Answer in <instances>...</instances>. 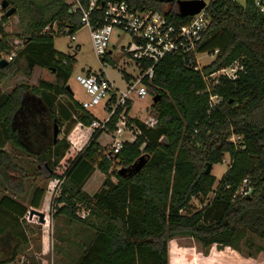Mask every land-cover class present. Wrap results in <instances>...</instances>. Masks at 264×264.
Masks as SVG:
<instances>
[{"label":"trees","instance_id":"obj_1","mask_svg":"<svg viewBox=\"0 0 264 264\" xmlns=\"http://www.w3.org/2000/svg\"><path fill=\"white\" fill-rule=\"evenodd\" d=\"M7 1L15 7V0ZM109 1L162 11L173 23L189 20L179 16L175 4L158 0L98 3ZM82 2L88 6L90 0ZM28 9L31 21L25 30L24 48L0 67V83L19 73L29 77L36 68L55 70L57 81L40 80L37 86L23 83L10 93L0 87V169L11 165L4 150L10 143L35 157L44 166L46 178L62 181L61 195L52 208L70 224L80 223L94 231L76 264H169V242L176 237L196 239L205 249L237 248L249 233L264 242V13L256 0H213L207 9L212 22L199 53H219L204 71L210 74L235 61L243 66L235 81L222 78L214 90L223 102L210 110L201 73L188 66L182 56L169 55L157 64L153 80L147 82L149 93L160 96L152 107L156 124L151 127L130 118L129 123L137 128L136 140L125 143L117 154L105 153L98 139L105 131L116 130L120 111L106 130L93 131L79 153L66 136L54 141L55 123L60 135L64 122L70 121L68 135L74 125L90 127L96 120L72 99L67 105L58 101L67 93L73 66L55 51V36L43 35L54 23L59 29L68 26L70 34L78 32L82 29L80 15L69 14L62 0L30 3ZM8 19L4 17L5 22ZM0 34L1 60V53L10 54L12 47L1 26ZM232 134L242 137L238 146L229 142ZM68 152L73 154L59 174ZM226 154L231 159L229 170L214 198L206 202L217 181L212 171L205 173L206 167L222 163ZM142 155L150 160L140 173L127 178L119 175L117 165L129 167ZM96 170L106 179L90 197L82 189ZM246 178L251 180L252 193L239 197L237 191ZM23 186L21 178V189L16 192L22 194ZM44 193V188H37L33 208H39ZM194 198L202 206L196 211L191 206ZM80 204L89 211L83 219L77 215ZM28 209L11 196L0 200V255L11 252V257L0 258V264L13 262L20 245L28 242L21 231Z\"/></svg>","mask_w":264,"mask_h":264},{"label":"rangeland","instance_id":"obj_2","mask_svg":"<svg viewBox=\"0 0 264 264\" xmlns=\"http://www.w3.org/2000/svg\"><path fill=\"white\" fill-rule=\"evenodd\" d=\"M48 1L15 0L16 12L14 16L8 19L4 26V33L8 38L7 41L12 45L9 55L16 58L24 48L25 37L28 36L25 30L31 21V11H29L28 5L30 3L45 4ZM204 1L209 6L213 0ZM54 25L59 29L56 23ZM67 32L66 29H62L60 34L54 38L55 51L67 60H70L73 66L67 84L71 92L67 90L65 96L58 97V99L60 98L59 102L61 103L62 101L63 103V101L67 102V98H69L81 105L83 102L89 100V96L77 81V76L83 73L100 72L103 69V65L94 53L88 28H82L76 33L77 41L74 43L71 42ZM115 40L116 36L114 35L111 42L114 43ZM127 41V38H124L117 48H121ZM17 42L21 44L17 45ZM71 46H80V49L75 53L70 48ZM214 59V57L207 54H203L200 57L204 65L211 64ZM103 71H105L108 79L115 81L120 88L124 87L123 73L118 71L113 65L105 66ZM127 71L131 72V70ZM41 79L52 83L57 81L55 73L53 74L46 69L36 68L29 77L24 73L17 74L13 79L6 82V86L2 84V88L16 87L23 83L32 86L37 84ZM154 97L155 93H150L144 99H135L131 104V116L141 121H146L149 117L154 116V109L152 108ZM147 109L148 112H146ZM89 111L93 112L101 120L107 117L102 105L93 107ZM65 136L66 133L60 130L58 140L64 139ZM109 138V134L105 131L98 141L105 153H108L112 147V143L111 145L109 144ZM88 143L83 146V149ZM71 145L74 147L73 144ZM8 150L13 164H17V166L15 165L16 171L9 166L6 167V170L0 169V200L6 195L15 196L16 189L20 187V178L25 179L27 193L26 195L18 196V199L28 205L29 208L39 185H43L46 192H49L44 199L43 209L38 210L46 215V223L41 224L37 216L30 219L28 212V215L22 221L21 229L25 233L28 242L20 245L15 260L9 264H76L94 238V231L80 223L70 224L66 216H58L56 209L52 208L54 200L61 195L62 181L57 178L48 180L43 171L44 166L40 165L35 157L15 149L12 144H9ZM72 154L73 152L67 153L66 158L57 170L59 174L63 173L66 169V161ZM229 161H231L230 156L226 154L224 161L213 167L212 175L216 177L217 181L213 192L206 198V202H210L214 198V193L220 180L229 170ZM21 167L24 168L23 171L27 173V176L19 172L18 169H21ZM120 168L122 167H118L117 165V169L119 170ZM8 170H12L13 173H10ZM7 177L10 179L6 180ZM100 177L101 172L97 171L94 173L88 185V191L99 188ZM191 206L195 211L202 207L196 198L192 200ZM77 215L83 219L89 215V211H87L84 205L80 204L77 208ZM168 254L169 264H264V242L257 236L249 233L239 243L237 248L212 246L209 249H205L196 239L176 237L169 242ZM9 257H11L9 250L4 255H0V258Z\"/></svg>","mask_w":264,"mask_h":264},{"label":"built area","instance_id":"obj_3","mask_svg":"<svg viewBox=\"0 0 264 264\" xmlns=\"http://www.w3.org/2000/svg\"><path fill=\"white\" fill-rule=\"evenodd\" d=\"M2 1L0 0V26L4 29L6 10L2 7ZM62 1L67 6L69 14L80 15L81 27L89 29L94 53L100 59L103 69L107 65H113L123 73V88H120L115 81L108 79L103 69L100 72L83 73L77 76V81L89 96V100L81 104L82 108L89 111L93 107L102 105L103 110L108 114L104 121H93L91 125L93 131L106 130L112 117L120 111L114 132L115 143L110 149L116 154L126 143L122 141L128 126L124 112L135 99H144L150 94L147 82L150 83L153 80L155 67L165 57L180 55L188 66L201 73L206 87L203 93L209 95L210 110H214L223 102L222 96L213 93L221 79L235 81L238 78V71H243V66L238 61L210 74L204 71V67L208 65L201 62V55L207 54L216 59L219 53L218 50L213 53H199V48L212 22L207 11L208 7L194 16L187 17L189 20L186 22L173 23L162 11L137 8L125 1H109L100 5L98 0H90L88 6H85L82 0ZM235 1L244 3L246 0ZM256 5L264 13V0H256ZM63 29L68 31L72 43L77 41V32L70 34L68 26ZM61 30L51 24L44 29L43 35L56 36ZM114 35L116 40L113 43L111 41ZM2 36L3 34H0V38ZM124 38H127V43L118 49L117 46ZM70 48L76 53L79 46ZM13 58L7 53H1V59H6L8 62ZM64 64L67 65V61ZM156 122L155 114L144 121L151 127ZM241 140L242 137L236 134H232L229 138V142L235 146H238ZM252 190L251 180L246 178L239 187L237 196H250Z\"/></svg>","mask_w":264,"mask_h":264},{"label":"crops","instance_id":"obj_4","mask_svg":"<svg viewBox=\"0 0 264 264\" xmlns=\"http://www.w3.org/2000/svg\"><path fill=\"white\" fill-rule=\"evenodd\" d=\"M43 69V68H42ZM52 73L54 74L55 73V70H53L52 71ZM8 80H10V79H7V80H4V81H2L1 83H0V87L2 88V84L3 85H5L6 86V82L8 81ZM42 80V79H41ZM40 82V81H39ZM39 82L37 83V84H35V85H32V86H37L38 84H39ZM48 82H50V81H48ZM52 83V82H51ZM15 87H10V88H6V89H3L2 88V90L4 91V92H6V93H10L13 89H14ZM63 96H65V95H62V96H60V97H63ZM60 100V98L58 99V101ZM68 102H70V99L69 98H67V102H64L63 101V103H62V101H61V104L62 105H67V103ZM131 109H132V107H131V105L128 107V109L124 112V117H125V119H126V122L128 123V126H127V129H126V132L124 133V136L122 137V141H124V142H128V143H133V142H135V140H136V135H137V128H136V126L134 125V124H130L129 123V119L131 118V119H134L135 117H132L131 116V114H130V112H131ZM94 117H95V119L96 120H98V121H104L107 117H108V114H107V112L106 111H104L106 114H107V117L104 119V120H101L100 118H98L93 112H91V111H89ZM144 122V121H143ZM69 124H70V121H67V122H64V124H63V127L60 129L61 131H63V132H65V133H67V131L66 130H68L69 131ZM116 131V130H115ZM114 131V132H115ZM114 132H112V133H109V132H107L108 134H109V139H110V142H109V144L111 145V143H112V145L115 143V139H114ZM93 134V129H92V127L90 126V127H86V126H83L82 124H76V125H74L72 128H71V130H70V132H69V134L68 135H66V137H67V140L69 141V142H71V144H73V146L74 147H72V145H71V147L76 151V152H81L82 150H83V146L86 144V143H88L89 142V140H90V138H91V135ZM102 136V135H101ZM100 136V137H101ZM100 137H99V139H100ZM99 139H98V141H99ZM9 144L10 143H8L7 145H6V147L4 148V150L7 152V154L9 155V150H8V148H9ZM100 145V144H99ZM111 145V146H112ZM77 150H76V149ZM67 155V154H66ZM9 157H10V155H9ZM64 161V160H63ZM10 162H11V165H7V166H9L10 168H12L14 171H16V168H15V165L17 166V164H13V162H12V160H11V157H10ZM230 162V161H229ZM14 166V167H13ZM216 166V165H215ZM214 167V166H213ZM23 167H21V169H18L19 170V172L20 173H23V175H26L27 176V173L26 172H24L23 171ZM39 169H40V166H39ZM10 173H13L12 172V170H8ZM97 171H99V170H96L94 173H96ZM100 172V171H99ZM94 175V174H93ZM92 175V176H93ZM9 176H12V175H9ZM92 176L89 178V180L86 182V184L83 186V191L87 194V195H89L90 197H92V196H94L97 192H99V190L101 189V187H102V185H103V183H104V181H105V179H106V176L101 172V177H100V183H99V188H96L97 190H90V191H88V185H89V183L91 182V178H92ZM21 179V178H20ZM23 180H24V186H23V190H24V192L22 193V194H20V193H17L16 192V194H15V196H13V198L14 199H16L17 201H19L20 203H22L24 206H26L27 208H29V206L28 205H26L25 203H23V202H21L19 199H18V196H20V195H26V193H27V188H26V182H25V179L23 178ZM48 180H51V179H48ZM20 186V185H19ZM37 188H43V185L42 186H38ZM17 189H21V188H17ZM49 192H46V190H45V193H44V196H43V198H42V200H41V203H40V206H39V208H33L31 205V207L29 208V210L31 211L32 209H36V210H40V209H43V205H44V202H45V198H46V195L48 194ZM29 211V212H30ZM28 215V214H27Z\"/></svg>","mask_w":264,"mask_h":264},{"label":"water","instance_id":"obj_5","mask_svg":"<svg viewBox=\"0 0 264 264\" xmlns=\"http://www.w3.org/2000/svg\"><path fill=\"white\" fill-rule=\"evenodd\" d=\"M161 3L165 4H175L178 8V13L181 18H187L194 16L198 13H200L203 9L207 8L208 5L204 0H158ZM2 7L3 9L6 10L5 16L7 18H10L14 16L16 12V7L10 6L9 2L7 0L2 1ZM9 62L6 59H1L0 60V67H4L8 64ZM67 90L71 92L70 87L67 85ZM160 99V96L155 95L153 102L157 103L158 100ZM54 141L56 142L59 137V127L58 124L55 123L54 125ZM165 143H167L166 140H164ZM150 157L146 155H142L134 164H132L129 167H122L118 170V173L120 176L127 178L131 177L133 175H137L140 173L143 168L147 165L149 162ZM213 165L211 163H208L206 167L205 173L208 175L212 171ZM34 216H37L39 218V222L41 224L46 223V215L38 211L36 209H32L29 212V218L32 219Z\"/></svg>","mask_w":264,"mask_h":264}]
</instances>
